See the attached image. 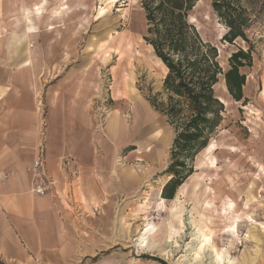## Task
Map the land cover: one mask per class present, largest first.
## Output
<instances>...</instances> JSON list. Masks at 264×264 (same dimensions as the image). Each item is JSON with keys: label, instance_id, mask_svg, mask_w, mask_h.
<instances>
[{"label": "rangeland", "instance_id": "1", "mask_svg": "<svg viewBox=\"0 0 264 264\" xmlns=\"http://www.w3.org/2000/svg\"><path fill=\"white\" fill-rule=\"evenodd\" d=\"M212 2L200 0L190 22L205 41L219 48V61L225 69L232 52L252 47L253 65L241 68L246 74V99L235 101L222 82L216 87L227 111L210 140L219 168L206 169L204 182L213 189L196 201L186 193L175 204L177 188L161 208L159 187L171 178L167 169L175 131L154 105L166 102L168 93L164 66L144 39L147 22L142 0H119L97 19V9L104 5L101 0H88L85 6L78 0H0L4 36L0 51L5 53L15 49L11 32L22 33L11 24L19 9L24 6L35 11L43 5V16L34 15V26L29 28L30 35L39 29L30 38L27 65H31L28 70L19 69L12 89L18 98L17 109L29 110L22 105L28 100L35 104L37 140L40 144L45 139L46 150L52 121L67 152L72 156L80 152L88 162L92 153L96 157L92 159L95 172L87 180L96 181L95 189L106 194L104 203H95L94 217L81 222L83 254L97 252L87 262L177 264L193 242L191 215L198 219L204 213L211 217L215 243L221 249L232 241L223 233V226L231 214H238L241 240H234L231 255L240 264H264V11L247 30L249 42L239 38L230 43L222 39L229 28ZM65 4L64 17L52 16L54 8ZM1 61L7 67L14 58ZM143 106L148 109L145 118L140 112ZM3 109L13 108L5 105ZM111 113L120 114L125 123V139L118 142L107 126ZM127 130L135 131L130 136ZM204 151L194 158L193 173L198 157H205ZM77 175L76 171L71 176ZM148 222L152 224L149 245L143 247L136 239ZM252 233L259 239H253ZM205 257L209 259V254Z\"/></svg>", "mask_w": 264, "mask_h": 264}, {"label": "crops", "instance_id": "2", "mask_svg": "<svg viewBox=\"0 0 264 264\" xmlns=\"http://www.w3.org/2000/svg\"><path fill=\"white\" fill-rule=\"evenodd\" d=\"M37 8H43V5ZM26 11L33 13V10L22 6L11 20V24L20 31L25 27L23 14ZM21 34L13 30L10 35L16 41ZM2 36L3 27L0 24V43ZM13 53L14 49L6 53L0 51V264H107L102 259L87 262L91 260L90 256L96 257L97 252L83 254L82 251L81 222L94 217L95 203H104L106 194L95 189L96 181L92 184L91 180H87L96 169L92 163L95 154L90 153L89 162L80 152L72 156L65 144L60 143L62 137H59L60 133L56 132L52 121L49 125L45 174L54 186L45 195L32 190L33 174L28 168L37 156L39 145L35 104L32 105L29 100L25 104L23 102L22 105L29 110L19 112L18 98L12 91L18 82L19 69L28 70L31 64L23 63L28 59L27 55L18 56L15 53L13 56ZM3 57L14 58V63L9 62L7 67H3ZM223 86L226 88L224 83ZM221 100L224 102L225 99L221 97ZM5 105L13 109L5 110ZM142 109L140 112H144L142 117L145 118L148 109L144 106ZM111 114L116 116L118 113ZM110 120L108 116L107 126L114 140L125 139L121 134L113 133ZM75 170L79 174L76 178L71 176Z\"/></svg>", "mask_w": 264, "mask_h": 264}, {"label": "trees", "instance_id": "3", "mask_svg": "<svg viewBox=\"0 0 264 264\" xmlns=\"http://www.w3.org/2000/svg\"><path fill=\"white\" fill-rule=\"evenodd\" d=\"M199 1L142 0L147 22L144 39L164 66V89L168 93L166 102L154 105L175 131L167 169L171 178L162 190L164 198L174 197L176 189L193 173L196 155L220 129L227 108L216 87L222 82L235 101L246 99V74L241 68L253 65L252 47L232 52L228 69L221 65L219 48L205 41L190 22ZM212 5L229 28L223 40L250 41L247 30L264 11V0H213ZM252 10L255 15H251Z\"/></svg>", "mask_w": 264, "mask_h": 264}, {"label": "bare ground", "instance_id": "4", "mask_svg": "<svg viewBox=\"0 0 264 264\" xmlns=\"http://www.w3.org/2000/svg\"><path fill=\"white\" fill-rule=\"evenodd\" d=\"M78 1L85 6V3L88 0H78ZM101 1L104 2V5L103 3L99 5V8L97 9L98 12H96L97 13L96 19L105 16L109 12L110 10L109 8L115 6V4L119 2V0H101ZM67 8L68 6H66V4L56 7L55 9H53L52 16L57 18L64 17V15L67 13L66 12ZM42 9L43 8H36L32 14L29 11L28 12L26 11L23 14L25 27L23 26L24 28L22 30L21 36L20 37L18 36L13 44L15 48L14 51L18 56H22V55L28 56V59H26L23 62L24 65L29 64V59H31V49H30L31 42L29 43V39H30L29 28L31 26H34V15L39 16V18L43 16ZM109 118H111L109 123L113 133L117 135L121 134L123 136L126 130H125V123L121 118V115L117 114L116 116H113L112 114H109ZM213 146L214 143L212 141L205 148L204 151L205 153L203 152V155H205L206 158L203 157L201 159L200 157L201 155L198 157L199 161L196 165L197 170L196 172L192 173L187 179V181H185L179 187L174 200L175 204L180 202L181 196L186 193L189 194V197H191L196 201L199 195L205 196L213 189L210 185L204 182L206 180L205 177L208 175L206 174L207 173L206 169L210 168L216 171L219 168V164L216 163V158L211 152ZM164 185L165 184H162L159 187V192H162ZM187 189L189 190L187 191ZM161 200L162 203H159V206L162 208L165 207L166 199L164 197H161ZM237 215L238 214H231V216L227 219L228 222H226V224L223 226V230H224L223 233H226L229 237H231L232 241L229 246H226L222 249L218 248L215 243L214 236L216 235V230L211 226L212 224L211 217L204 215V213L203 214L200 213V218L197 219L195 216L191 215V223L193 224L194 227L192 232L193 242L191 245L187 246L186 253L181 255L177 259L176 263L177 264H240L238 258L233 257L230 253V250L233 248L234 240L235 241L238 240V242L241 240L238 232L239 217ZM151 225H152L151 222H148L144 232H142L140 236L136 239L140 246L146 247L149 245ZM262 229H264V226H262ZM248 235L250 236V234ZM251 236L253 237V239H257V240L259 239L256 237V234L254 233H252ZM206 253L209 254V259H206L205 257Z\"/></svg>", "mask_w": 264, "mask_h": 264}, {"label": "built area", "instance_id": "5", "mask_svg": "<svg viewBox=\"0 0 264 264\" xmlns=\"http://www.w3.org/2000/svg\"><path fill=\"white\" fill-rule=\"evenodd\" d=\"M45 139H41L38 145L37 156L28 171L33 174V191L39 195H45L53 186L54 182L45 174L46 145ZM4 177H7L6 175Z\"/></svg>", "mask_w": 264, "mask_h": 264}]
</instances>
